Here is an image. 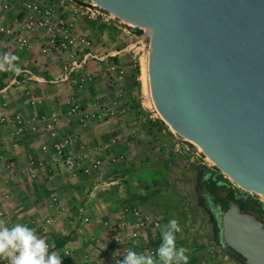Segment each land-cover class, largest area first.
<instances>
[{"label":"rangeland","instance_id":"rangeland-1","mask_svg":"<svg viewBox=\"0 0 264 264\" xmlns=\"http://www.w3.org/2000/svg\"><path fill=\"white\" fill-rule=\"evenodd\" d=\"M31 1L50 10L49 23L43 9L0 0V57L16 55L21 69L0 70V227L25 225L57 251L69 243L79 264H120L128 251L159 264L161 228L176 219L188 264H243L223 250L202 203L201 168L219 171L159 123L143 79L146 33L72 0ZM66 154L81 165L76 175L60 170Z\"/></svg>","mask_w":264,"mask_h":264},{"label":"water","instance_id":"water-1","mask_svg":"<svg viewBox=\"0 0 264 264\" xmlns=\"http://www.w3.org/2000/svg\"><path fill=\"white\" fill-rule=\"evenodd\" d=\"M72 1L146 33L162 122L229 183L264 196V0ZM221 226L224 251L264 264L263 221L232 201Z\"/></svg>","mask_w":264,"mask_h":264},{"label":"clouds","instance_id":"clouds-1","mask_svg":"<svg viewBox=\"0 0 264 264\" xmlns=\"http://www.w3.org/2000/svg\"><path fill=\"white\" fill-rule=\"evenodd\" d=\"M16 55L4 54L0 57V70L13 69L17 75L21 69L17 66ZM181 231L179 222L170 219L161 228V243L156 250L159 264H188L189 257L184 247H177L176 234ZM47 242L37 237L35 232L25 225L0 227V257L9 260V264H62L61 256L48 252ZM120 264H156V260L128 251Z\"/></svg>","mask_w":264,"mask_h":264},{"label":"trees","instance_id":"trees-1","mask_svg":"<svg viewBox=\"0 0 264 264\" xmlns=\"http://www.w3.org/2000/svg\"><path fill=\"white\" fill-rule=\"evenodd\" d=\"M159 123L167 127L161 120ZM201 196L202 203L213 216L217 229H221V208L228 207L230 202H236L243 211L255 215L259 220H264V203L255 199L248 193L235 191L221 173L208 168H201ZM220 241V239H219Z\"/></svg>","mask_w":264,"mask_h":264},{"label":"built area","instance_id":"built-area-1","mask_svg":"<svg viewBox=\"0 0 264 264\" xmlns=\"http://www.w3.org/2000/svg\"><path fill=\"white\" fill-rule=\"evenodd\" d=\"M12 0H10L11 2ZM10 4H7L6 7H8ZM22 5L23 7L28 11V12H33V11H40L41 9H43V14L45 15V17L47 18V23L50 22V19L48 17L51 16V12L50 10H47V8H45L43 6V4L39 5V4H34L31 0H22ZM76 6H78L80 9L82 8H86L87 9V13H90L91 12V16H95V12H102V13H106L100 9H98L97 7L95 6H87V5H79V4H76ZM77 11V10H76ZM108 14V13H107ZM111 16V15H110ZM32 18V17H31ZM31 18L29 19V23H28V26H29V29L33 28L35 23L33 20H31ZM43 25V23H42ZM1 31H4V28L1 27ZM21 43H22V46H25L28 44L29 40L28 38H22L21 40ZM48 127L51 129L52 128V125L49 124ZM58 165L60 167V170L62 171V169L64 168L67 172L71 173V175H76L78 170L81 169V165L80 163L78 162V160L72 156V155H64L62 156V158H59L58 159ZM106 225H108L106 223ZM115 237L114 235L112 236V238ZM47 244L49 245L48 247V252L49 253H53L55 251V246H53L50 242H47ZM70 254V251H67L66 252V255H69Z\"/></svg>","mask_w":264,"mask_h":264},{"label":"crops","instance_id":"crops-1","mask_svg":"<svg viewBox=\"0 0 264 264\" xmlns=\"http://www.w3.org/2000/svg\"><path fill=\"white\" fill-rule=\"evenodd\" d=\"M95 198H96V195L95 194H93V195H91V200H90V203H92V201H94L95 200ZM80 210H82V217L84 218H86V219H88L91 223H92V216L90 215V213H89V209H86L85 208V210L82 208V209H80ZM109 210V209H108ZM110 212H112V210H109ZM116 212H112L111 214L109 213V215H110V217L112 216V218H114L115 217V214ZM80 216V217H81ZM82 219V218H81ZM93 236H91L92 237V241L93 242H99L100 240H99V238H96L97 240H94L95 239V234H92ZM51 241V240H50ZM50 241H46V242H50ZM89 244V246H88V250L89 249H92V248H95L94 247V245H96V244H90V243H88ZM114 247V246H113ZM74 246L72 247L71 246V244H66L64 247H62V251H57V250H55L54 252L58 255V256H61V259H62V261H67L68 262V264H79L80 263V261H78L79 260V256H77L76 254H75V251H74ZM84 251V252H82V257H81V259H82V261L81 262H86L87 260L89 261L91 258V254L89 253V251ZM67 251H70V254L69 255H66V252ZM91 255V256H90ZM78 261V262H77ZM4 264H7V263H4ZM112 264H113V262H112Z\"/></svg>","mask_w":264,"mask_h":264},{"label":"bare ground","instance_id":"bare-ground-1","mask_svg":"<svg viewBox=\"0 0 264 264\" xmlns=\"http://www.w3.org/2000/svg\"><path fill=\"white\" fill-rule=\"evenodd\" d=\"M82 2H86V0H81ZM128 24L132 25V26H136L134 23H132L129 19H128ZM144 63V62H143ZM143 69H144V72H143V79L145 81V84L147 85V81H148V76H147V66L145 65V67L143 66ZM142 79V80H143ZM145 89V88H144ZM148 95V94H147ZM176 133H179V132H176ZM180 134V133H179ZM184 138V137H183ZM186 139V138H185ZM188 140V139H187ZM188 141H191V140H188ZM242 191L244 192H249L251 194H257L256 192L252 191L251 189L249 188H241ZM264 197V196H263Z\"/></svg>","mask_w":264,"mask_h":264},{"label":"flooded vegetation","instance_id":"flooded-vegetation-1","mask_svg":"<svg viewBox=\"0 0 264 264\" xmlns=\"http://www.w3.org/2000/svg\"><path fill=\"white\" fill-rule=\"evenodd\" d=\"M227 208H228V207H227ZM227 208H225V209L221 208V210H220V215H221L222 211L226 210ZM262 221L264 222V220H262ZM219 238H220V245H222V244H223L222 229H220Z\"/></svg>","mask_w":264,"mask_h":264}]
</instances>
